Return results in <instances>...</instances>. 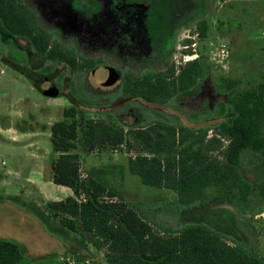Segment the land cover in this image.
<instances>
[{
    "label": "rangeland",
    "instance_id": "374dc122",
    "mask_svg": "<svg viewBox=\"0 0 264 264\" xmlns=\"http://www.w3.org/2000/svg\"><path fill=\"white\" fill-rule=\"evenodd\" d=\"M21 1L34 12L37 23L53 41L76 57L93 61L96 67L83 73L44 61L26 41L11 37L0 27V223L4 221L5 231L10 234H15V227L24 234L22 222L32 224L42 234L50 235L54 230L38 224L28 203L6 199L8 195L22 196L36 206L35 198L28 193L35 188L30 180L43 184L42 197L61 201L72 196L70 190L51 182L55 159L51 130L63 120V111L73 106L69 98L86 116L110 121L126 137L143 122L146 108L156 109L136 100L130 102L129 109L116 106L122 99L121 83L106 86L108 76L102 68L115 69L120 75H138L143 71L164 72L171 67L178 70L193 60L200 61L203 72L195 90L176 98L172 108H158L168 122L192 128L216 123L197 125L188 121V117L198 116L215 104L211 94L215 78L236 79L242 89L260 85L264 88V0H125L124 4L119 0ZM132 12L139 13L133 17ZM203 20L208 22V30L205 38H200L197 24ZM220 45L225 46L227 58L220 57ZM10 65H20L45 79L53 73L54 77L38 86L37 81ZM44 67L51 71L42 73ZM52 88L56 97L45 94ZM211 135L208 132L207 139ZM130 145L81 154L80 176L84 178L92 167H119L121 179L119 170L115 171L109 178L110 185L159 232L204 224L226 238L245 241L264 256V202L254 195L264 176L261 165L262 171H245L254 194L243 210L235 208L233 197L216 190L209 191L207 202L182 207L176 204L173 193L163 195L146 188L129 173L128 159L139 151L137 144ZM248 162L253 159L245 157L243 168H248Z\"/></svg>",
    "mask_w": 264,
    "mask_h": 264
},
{
    "label": "trees",
    "instance_id": "16d2710c",
    "mask_svg": "<svg viewBox=\"0 0 264 264\" xmlns=\"http://www.w3.org/2000/svg\"><path fill=\"white\" fill-rule=\"evenodd\" d=\"M0 27L11 37L26 41L31 51L44 61L64 64L83 73L96 67L93 61L76 57L53 41L21 0H0ZM207 30L206 20L198 22L200 38H205ZM10 67L39 82L38 86L54 77L53 73L42 78L20 65ZM50 71V67H44L41 72ZM202 72L200 61L193 60L178 70L171 67L164 72L121 74L122 99L116 106L129 109L130 102L136 100L156 107L143 111V122L129 137L110 121L86 116L71 98L73 106L65 109L63 120L52 127L51 145L55 155L51 164L52 183L69 188L73 196L46 203L44 210L77 236L81 244L88 241L103 248L107 264H264V256L245 241L226 238L204 224L173 231L156 230L110 185L109 178L115 171L119 170L121 179L119 167H92L84 178L79 174L81 154L125 143L129 147L137 144L138 154L127 162L129 173L137 176L146 188L163 195L173 193L178 206L192 207L207 202L211 190L233 197L234 206L240 211L254 192L264 202V176L254 192L252 183L245 177V171L261 170L259 165L264 171L261 85L242 89L236 79L215 78L211 86L215 104L198 116L188 117L191 124L216 122L212 126L192 128L179 122L170 123L158 109L172 108L176 98L195 90ZM208 132L212 135L207 139ZM245 157L253 159L247 163V169L243 168ZM22 258L17 243L0 238V264H19Z\"/></svg>",
    "mask_w": 264,
    "mask_h": 264
},
{
    "label": "crops",
    "instance_id": "0c3cea01",
    "mask_svg": "<svg viewBox=\"0 0 264 264\" xmlns=\"http://www.w3.org/2000/svg\"><path fill=\"white\" fill-rule=\"evenodd\" d=\"M7 126L9 127L10 125ZM29 183L30 185L35 186L34 189H29L28 193H30V196H33L35 198V201L37 202L36 206H33L32 203H30L29 199H26L22 196L8 195L6 199L8 201L20 199L28 203L34 211L33 216H35L36 221H39H37L38 224L46 225L54 230L50 232V235L45 233L42 234L39 231H36L32 224H24V222H22L21 225L25 228L21 229H25L26 232L24 231L23 234L20 229L15 227L13 230L15 234H10L5 231L4 221L2 222V224L0 223V227H4V229H0V238L17 243L23 253V258L19 264H60L58 262V258L65 254L72 256L74 255L75 258L86 262V264H107L105 262V250L103 248L94 247L88 241H86L84 244H81L77 236L65 230L59 224L56 218H54L53 216H51V214L44 210V205L46 203L58 202L60 201V199L51 198L48 196L42 197L43 193L41 186L43 184H41L40 182H36L35 180H30ZM54 186L70 190L69 188L63 186ZM33 221L31 222L33 223ZM17 225H19V222L17 223Z\"/></svg>",
    "mask_w": 264,
    "mask_h": 264
},
{
    "label": "built area",
    "instance_id": "2783aa9c",
    "mask_svg": "<svg viewBox=\"0 0 264 264\" xmlns=\"http://www.w3.org/2000/svg\"><path fill=\"white\" fill-rule=\"evenodd\" d=\"M218 52H219L221 58H227L228 57V52H227L225 46L220 45ZM263 218H264V215H263ZM58 262L60 264H83L81 261L77 260L74 256L68 255V254L60 256L58 258Z\"/></svg>",
    "mask_w": 264,
    "mask_h": 264
},
{
    "label": "water",
    "instance_id": "95a60500",
    "mask_svg": "<svg viewBox=\"0 0 264 264\" xmlns=\"http://www.w3.org/2000/svg\"><path fill=\"white\" fill-rule=\"evenodd\" d=\"M101 70H103L108 76V82L106 83V86H108V87L112 86L119 81L120 75L115 69L102 68ZM51 90H52V92H50L49 94L48 93H45V94L49 95L50 97H56L57 96L56 90L53 88Z\"/></svg>",
    "mask_w": 264,
    "mask_h": 264
},
{
    "label": "flooded vegetation",
    "instance_id": "af4514ba",
    "mask_svg": "<svg viewBox=\"0 0 264 264\" xmlns=\"http://www.w3.org/2000/svg\"><path fill=\"white\" fill-rule=\"evenodd\" d=\"M119 2L121 3H123L124 4V2H125V0H119ZM126 5H128V4H126ZM133 4H131V5H129V6H132ZM137 13H139V12H137ZM137 13H135V12H132V16L133 17H135V16H137ZM117 71V70H116ZM118 72V71H117ZM119 73V72H118ZM119 75H120V73H119ZM120 79H121V75H120ZM120 79H119V81L118 82H120ZM45 82V81H44ZM44 82H42V83H44ZM47 82V81H46ZM39 83V82H38ZM48 86H50V85H48ZM48 88H50V87H48Z\"/></svg>",
    "mask_w": 264,
    "mask_h": 264
}]
</instances>
